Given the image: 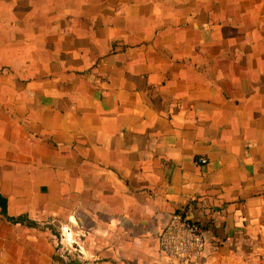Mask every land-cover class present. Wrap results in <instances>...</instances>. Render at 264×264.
I'll return each instance as SVG.
<instances>
[{
  "label": "crops",
  "instance_id": "obj_1",
  "mask_svg": "<svg viewBox=\"0 0 264 264\" xmlns=\"http://www.w3.org/2000/svg\"><path fill=\"white\" fill-rule=\"evenodd\" d=\"M0 193V264H264V0H0Z\"/></svg>",
  "mask_w": 264,
  "mask_h": 264
},
{
  "label": "built area",
  "instance_id": "obj_2",
  "mask_svg": "<svg viewBox=\"0 0 264 264\" xmlns=\"http://www.w3.org/2000/svg\"><path fill=\"white\" fill-rule=\"evenodd\" d=\"M199 163L207 161L205 156ZM75 223L74 221H72ZM76 224V223H75ZM71 224L61 227L56 240V264H101L97 257L85 250ZM159 251L167 264H202L208 242L204 230L197 220L189 218L181 209L174 210L157 233Z\"/></svg>",
  "mask_w": 264,
  "mask_h": 264
},
{
  "label": "trees",
  "instance_id": "obj_3",
  "mask_svg": "<svg viewBox=\"0 0 264 264\" xmlns=\"http://www.w3.org/2000/svg\"><path fill=\"white\" fill-rule=\"evenodd\" d=\"M0 206L3 212L7 213V198L0 193Z\"/></svg>",
  "mask_w": 264,
  "mask_h": 264
}]
</instances>
